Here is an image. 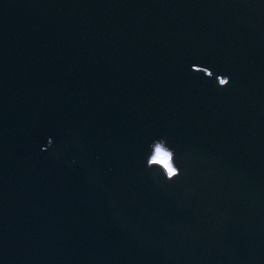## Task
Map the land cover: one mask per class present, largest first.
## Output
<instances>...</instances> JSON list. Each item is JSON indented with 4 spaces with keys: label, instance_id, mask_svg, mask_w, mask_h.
I'll use <instances>...</instances> for the list:
<instances>
[{
    "label": "water",
    "instance_id": "95a60500",
    "mask_svg": "<svg viewBox=\"0 0 264 264\" xmlns=\"http://www.w3.org/2000/svg\"><path fill=\"white\" fill-rule=\"evenodd\" d=\"M0 264H264V0H0Z\"/></svg>",
    "mask_w": 264,
    "mask_h": 264
},
{
    "label": "clouds",
    "instance_id": "9594fccd",
    "mask_svg": "<svg viewBox=\"0 0 264 264\" xmlns=\"http://www.w3.org/2000/svg\"><path fill=\"white\" fill-rule=\"evenodd\" d=\"M229 82H230V81H229ZM177 175H179V171H178V170H177ZM173 178H174V177L171 176V175L168 176V179H169V180H171V179H173Z\"/></svg>",
    "mask_w": 264,
    "mask_h": 264
},
{
    "label": "snow or ice",
    "instance_id": "6c2138e0",
    "mask_svg": "<svg viewBox=\"0 0 264 264\" xmlns=\"http://www.w3.org/2000/svg\"><path fill=\"white\" fill-rule=\"evenodd\" d=\"M222 83H223V81H222ZM158 153H159V150H158Z\"/></svg>",
    "mask_w": 264,
    "mask_h": 264
}]
</instances>
